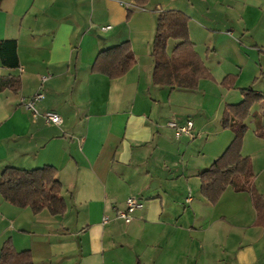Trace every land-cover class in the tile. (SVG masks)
<instances>
[{"label": "crops", "instance_id": "1", "mask_svg": "<svg viewBox=\"0 0 264 264\" xmlns=\"http://www.w3.org/2000/svg\"><path fill=\"white\" fill-rule=\"evenodd\" d=\"M162 10L189 17L190 41L213 76L195 90L152 81ZM2 40L16 41L19 67L0 63V73L19 76L21 89L0 92V173L55 167L67 209L33 214L0 196V250L10 239L34 264H264V226L254 224L250 196L228 188L212 205L198 177L233 139L221 126L224 107L242 100L241 88L264 91V0H2ZM124 41L136 57L124 76L91 72L100 51ZM227 75L237 77L231 89L220 85ZM37 91L39 111L57 112L60 124L22 107ZM255 115L264 124V101L245 120L241 154L264 197ZM171 120H192L190 135L176 138ZM130 196L143 206L125 222L117 212Z\"/></svg>", "mask_w": 264, "mask_h": 264}, {"label": "trees", "instance_id": "2", "mask_svg": "<svg viewBox=\"0 0 264 264\" xmlns=\"http://www.w3.org/2000/svg\"><path fill=\"white\" fill-rule=\"evenodd\" d=\"M2 0H0L1 3ZM148 0H134L136 7H144ZM133 10L127 7L128 20ZM189 17L178 10H162L157 13L156 27L152 42V81L155 85L195 90L201 79L212 80L188 31ZM169 40L177 43L172 52L167 53ZM15 40L0 41V63L6 69L19 67ZM136 64V57L128 41L100 51L92 66V73L102 74L109 79L124 76ZM236 75L225 76L220 85L231 89ZM21 89L19 76L0 73V92L9 90L18 93ZM242 100L237 104H227L221 118V126L233 133V139L226 150L209 167L202 170L200 190L202 196L212 205L220 200L223 193L231 188L237 193H247L255 210V225L264 226V197L255 187V173L251 158L243 156L241 149L247 132L245 120L255 103L264 101V93L256 92L251 86L241 88ZM255 135L264 139V124L261 117L254 116ZM57 169L51 165L39 168H19L6 166L0 173V196L3 201L17 208H29L33 214L47 211L51 215H63L67 205L62 196V183L57 177ZM0 264H34L29 250L17 251L10 239L0 250Z\"/></svg>", "mask_w": 264, "mask_h": 264}, {"label": "built area", "instance_id": "3", "mask_svg": "<svg viewBox=\"0 0 264 264\" xmlns=\"http://www.w3.org/2000/svg\"><path fill=\"white\" fill-rule=\"evenodd\" d=\"M110 26H103L100 27L101 30H107ZM45 77H42V80H44ZM44 99V94L42 91H37L32 96L22 99L21 105L23 108L28 110L31 114V117L33 119L38 118L41 116L46 123L49 124H60L62 122L61 116L53 111V110H46L43 113L39 111L37 108V104L41 102ZM167 125L174 131V135L176 138H180L182 135H190L192 128H193V122L192 120H186L184 123L179 124L174 120H171L167 123ZM126 208L124 210H120L117 212V215L122 218L125 222H129L131 220V214L137 210L142 208L143 203L139 198L135 196H130L125 201ZM107 218L103 217L102 222H106Z\"/></svg>", "mask_w": 264, "mask_h": 264}, {"label": "rangeland", "instance_id": "4", "mask_svg": "<svg viewBox=\"0 0 264 264\" xmlns=\"http://www.w3.org/2000/svg\"><path fill=\"white\" fill-rule=\"evenodd\" d=\"M256 85V84H255ZM264 93V91H262Z\"/></svg>", "mask_w": 264, "mask_h": 264}]
</instances>
